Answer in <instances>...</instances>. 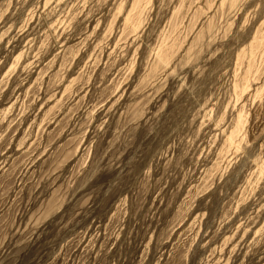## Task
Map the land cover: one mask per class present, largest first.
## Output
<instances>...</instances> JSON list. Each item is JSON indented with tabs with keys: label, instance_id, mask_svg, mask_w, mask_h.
<instances>
[{
	"label": "rangeland",
	"instance_id": "1",
	"mask_svg": "<svg viewBox=\"0 0 264 264\" xmlns=\"http://www.w3.org/2000/svg\"><path fill=\"white\" fill-rule=\"evenodd\" d=\"M0 264H264V0H0Z\"/></svg>",
	"mask_w": 264,
	"mask_h": 264
}]
</instances>
